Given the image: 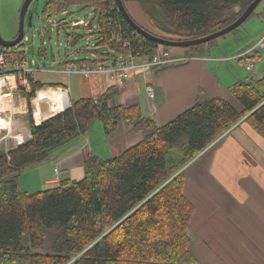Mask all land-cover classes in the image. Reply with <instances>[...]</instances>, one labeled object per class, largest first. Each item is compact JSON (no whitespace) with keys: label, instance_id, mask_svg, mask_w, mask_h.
I'll return each instance as SVG.
<instances>
[{"label":"trees","instance_id":"trees-1","mask_svg":"<svg viewBox=\"0 0 264 264\" xmlns=\"http://www.w3.org/2000/svg\"><path fill=\"white\" fill-rule=\"evenodd\" d=\"M136 1L150 3L151 14H147L155 29L179 41L220 31L254 0ZM263 2L245 23L256 17L264 26V8L256 14ZM72 6L93 9L102 37L96 46L113 52H97L100 62L115 61L118 55L150 57L158 47L135 33L115 0H45L42 20L48 22ZM114 36L121 43L111 41ZM215 41L183 49L185 56L195 57L200 48L210 49ZM21 47L3 48L10 68L25 63ZM257 54L255 51L241 61L253 60ZM4 73L14 75L18 84L17 71ZM28 80L29 90L18 84L17 92L27 104L30 138L14 150L0 153V264H198L190 252L195 207L184 194L187 167L242 119L264 137V75L230 88L238 109L221 98H200L160 127L137 107L117 104L113 90L97 97L96 103L79 100L34 123L31 102L47 85L32 77ZM96 121L106 135L123 121L142 139L112 159L88 156L78 181L63 180L34 193L20 188L23 171L87 135ZM20 128L0 112V130Z\"/></svg>","mask_w":264,"mask_h":264},{"label":"crops","instance_id":"crops-1","mask_svg":"<svg viewBox=\"0 0 264 264\" xmlns=\"http://www.w3.org/2000/svg\"><path fill=\"white\" fill-rule=\"evenodd\" d=\"M125 8L141 28H153L148 17L135 4ZM259 8L256 14L264 6ZM241 31L242 35L237 32L233 36L241 47L231 58L211 57L208 49L182 63L154 69L150 75L132 78L124 84L110 80L103 74L90 78L67 76L63 70L73 61L66 56L57 64L54 57L51 58L49 65H44L40 70L28 66L32 70V78L47 85L31 102L34 121L40 123L64 111L67 102L71 104L94 99L107 94L109 90L116 92L114 100L117 104L137 107L144 117L151 118L158 127L193 107L200 98H221L238 109L230 88L244 80H241L238 67L229 62H244L245 71L247 65H251L252 71L253 64L261 65L264 69V52L253 49L257 39L264 33L263 24L254 17ZM97 49L103 48L98 46ZM255 51L258 54L253 60L241 61ZM85 58L91 59V56H83L81 60ZM44 59H47L46 55ZM6 78L15 79V76ZM147 87L153 89V97L147 94ZM10 97L13 102L18 100V106L14 112L11 109L12 113L7 116H12L24 131L27 129L30 136L25 100ZM141 139L142 136L123 121L118 122L109 135L104 133L101 123L94 122L87 135L57 148L46 162L31 168L36 170L27 177L25 192L38 188H41L39 191L45 190L63 180L78 181L83 177V165L88 156L93 155L100 160L112 159L138 144ZM208 149L188 165L185 185L193 181L202 189L205 188L217 208L213 215L215 219L210 214L211 217L199 220L198 242L196 246L192 244L190 252L195 259L199 262L204 260L206 264H264V137L259 136L242 119ZM225 165L229 167L224 170ZM220 168L225 171L226 177L219 171ZM55 169H58V174L54 172ZM41 182L42 185L39 184ZM200 205H194L195 211L196 208L199 210Z\"/></svg>","mask_w":264,"mask_h":264},{"label":"rangeland","instance_id":"rangeland-1","mask_svg":"<svg viewBox=\"0 0 264 264\" xmlns=\"http://www.w3.org/2000/svg\"><path fill=\"white\" fill-rule=\"evenodd\" d=\"M23 2L24 0H0V37L4 41H11L17 35L19 12ZM44 2L45 0H34L30 4L25 16L24 39L20 43L22 46L21 50L25 53V57H26L25 63H23L18 67H14V68L12 67L8 69V71L6 72L17 69V73H20L19 75L21 76L26 75V73L30 71V68L28 66H31V68L34 70L35 69L40 70L44 67V65H49V63L51 62L50 60L53 57L56 60L55 61L56 64L59 62L61 63L64 60L65 56L72 61L81 60L83 56H87L88 54H91L93 46H96L97 37H98L97 34L98 20L97 18L92 17L91 15L93 13L92 8L85 9L81 6H72L68 9V11L53 17L50 22H45L42 20V11L44 7ZM133 4H135L139 8V10L145 16L148 17V20L150 21V18L147 13L151 14L152 5L150 3L147 4L140 3L136 0H124V6H126L127 8ZM263 6H264V2L260 5V8H262ZM29 15H31V25L28 27ZM83 18L84 20L87 18L85 20L86 23H89L90 21L93 20L92 25L87 28H84L82 26L79 27L72 26L73 22L82 20ZM253 20L254 18H252L247 23L243 24L238 29L240 35H242L241 30L245 29V27ZM53 21L56 24H54ZM57 25L59 28L57 27ZM146 31L154 35L170 38L160 33V31L156 30L154 26L153 28H150L149 30ZM255 33L256 31L254 32V34ZM236 34L238 33L235 32L228 34L225 37L218 38L215 41V44H217L216 47L209 49L210 51L208 52L209 55L211 57H226V58H231L235 56L237 49L241 47L240 42H237V40L233 39V36H236ZM243 41L245 42L246 39H244ZM101 47L103 48L102 50H98L96 48V51L99 53H108L107 47L104 46ZM168 50L176 55H180V54L183 55V52L185 51L179 48H169ZM207 50H208L207 48H205L204 50L203 48H200L196 56H198L201 52H205ZM43 55L44 56L46 55L47 59H44ZM229 63L234 64L235 66L238 67V72H240L241 80L249 81L251 78L259 79L264 75V69L262 68L261 65L257 66L253 64L254 69L252 71H245V67L243 66L244 62L239 64L237 61L233 60L232 62ZM30 72H32V70ZM6 74L8 73H2V75H0V78L3 81V84L0 85V112L3 113L6 118L10 119L12 118V116H7V115L12 113L11 109L14 112L15 108H17L18 106V102H17L18 100H14L13 102L10 96L20 99L21 97L17 92V87L19 84V83L17 84V78L15 79L10 78V80H6L5 79L6 77H10L9 75ZM31 107L33 112L34 110L33 105ZM27 122L29 125L28 115H27ZM96 122L100 123L99 121ZM22 131L26 132V130L25 131L22 130ZM4 135H6V133L2 132L0 134V137ZM12 148L14 149L17 148V145ZM4 151L6 152L2 143H0V153H4ZM228 167L229 165H225L224 170L227 169ZM34 170L36 169H29L27 171L25 170L21 174L19 183H20V187L24 191H26V185H27L26 179L28 176H30V174H32V172H34ZM224 170L222 168L219 169V171L226 177ZM39 184L42 185V182ZM40 189L41 188H38V190H29L28 193H34L35 191H39ZM184 194L191 202L194 203L195 207H199V205L201 204L199 210L196 208V211L198 210V212L195 211V213L193 214L195 217L194 218L192 217L193 219H191V223H190L189 234L192 239V244L196 246L200 231L199 220L203 218L205 220L206 218L211 217V215L213 216L216 210L215 207L217 208V205H215V202L208 197L205 188L202 189L198 184H196L193 181L191 184L187 186L185 185ZM212 219H215V217L213 216ZM197 262L198 264H206L204 260H201L200 261L201 263L198 260Z\"/></svg>","mask_w":264,"mask_h":264},{"label":"built area","instance_id":"built-area-1","mask_svg":"<svg viewBox=\"0 0 264 264\" xmlns=\"http://www.w3.org/2000/svg\"><path fill=\"white\" fill-rule=\"evenodd\" d=\"M91 15L92 17H94L93 13ZM92 23H93V20L90 21L89 23H86L85 20L82 19V20H78L72 23V26L73 27L82 26L84 28H87V27H90ZM98 31H99V27L97 29V34H98ZM100 40H102V37H100V35L98 34L96 44L100 42ZM111 41L121 43V40L118 36L116 37L114 36V38H112ZM125 45L126 43L123 44V46ZM96 48L98 47L93 46L92 52L91 54H89L91 56V59H85V61L79 60L80 61L79 63H69L64 68L63 73H65L67 76L81 75L85 78H90L91 76H94V75L103 74L109 77L110 79L119 81V84H124L125 82L129 81L132 78L134 79L142 75H145V76L150 75V73H152L154 69L172 66V65L179 64L186 60L191 59V58L186 57L185 53H184V56L183 55L178 56L176 54L171 53L168 50L169 48L165 49L162 46H158L150 57H140V56L124 57V56L118 55L115 61L100 62ZM253 49L264 52V33L261 37L257 39L256 44ZM110 53H113V52L110 51ZM8 69H10V67L8 66L5 60L4 50L3 48L0 47V74L2 75V73L8 71ZM13 71H17V69H14ZM30 71H28L26 75H22V76L20 75L18 77L19 85L26 90H29L30 88L29 80H28V78L32 77L31 75L32 72ZM246 71H251V65L246 66ZM146 92L150 97H153V89L151 87H147ZM64 95L66 97V102H67L66 92H64ZM93 100H94V103H96L98 98H94ZM69 106L70 104L67 102L65 109H67ZM54 172L58 174V169H55Z\"/></svg>","mask_w":264,"mask_h":264},{"label":"water","instance_id":"water-1","mask_svg":"<svg viewBox=\"0 0 264 264\" xmlns=\"http://www.w3.org/2000/svg\"><path fill=\"white\" fill-rule=\"evenodd\" d=\"M34 0H24L20 12H19V22H18V31L17 35L11 41H4L0 37V47L4 49L14 48L18 46L23 38H24V24H25V16L30 4ZM264 0H254L243 12L242 14L229 26L221 29L218 32L210 34L208 36L198 38L195 40H173L170 38L161 37L158 35H154L149 33L148 31L141 28L138 24H136L133 19L130 17L129 13L126 11L121 0H115L116 6L124 20L129 24V26L135 31L138 36H141L157 46L167 47V48H179V49H188L194 48L211 41L217 40L218 38L224 37L239 27H241L247 19L254 13L258 5ZM31 25V15L28 16V27Z\"/></svg>","mask_w":264,"mask_h":264},{"label":"bare ground","instance_id":"bare-ground-1","mask_svg":"<svg viewBox=\"0 0 264 264\" xmlns=\"http://www.w3.org/2000/svg\"><path fill=\"white\" fill-rule=\"evenodd\" d=\"M84 19V18H83ZM87 19V18H86ZM85 19V20H86ZM92 20V19H91ZM74 23V22H73ZM59 28V27H58ZM60 33V32H59ZM162 37V36H161ZM89 55V54H88ZM86 59V58H85ZM100 60V59H99ZM82 61V60H81ZM84 61V60H83ZM111 80V79H110ZM116 85V84H115ZM11 129L8 130H0V134L6 133V135L0 137V143H2L3 147L5 148L6 152H9L11 150H14V148L17 145V147L19 145H21V143L23 144V142L25 143L29 138V133L27 132H23L22 128L16 131H10ZM27 130V129H26ZM20 131V132H19ZM16 132H19L17 135H15ZM5 152V153H6Z\"/></svg>","mask_w":264,"mask_h":264}]
</instances>
